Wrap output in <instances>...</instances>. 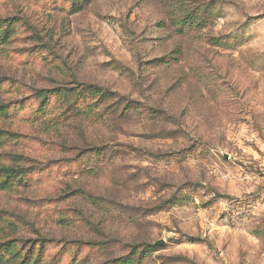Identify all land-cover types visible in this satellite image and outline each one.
Wrapping results in <instances>:
<instances>
[{
  "label": "rangeland",
  "instance_id": "1",
  "mask_svg": "<svg viewBox=\"0 0 264 264\" xmlns=\"http://www.w3.org/2000/svg\"><path fill=\"white\" fill-rule=\"evenodd\" d=\"M7 27L2 264H264V0H0Z\"/></svg>",
  "mask_w": 264,
  "mask_h": 264
},
{
  "label": "trees",
  "instance_id": "2",
  "mask_svg": "<svg viewBox=\"0 0 264 264\" xmlns=\"http://www.w3.org/2000/svg\"><path fill=\"white\" fill-rule=\"evenodd\" d=\"M191 23V22H189ZM10 29L4 28L1 30L0 34V44L3 45L6 43V41L9 40L11 35ZM1 111V108H0ZM23 168L14 169L12 167L0 165V175L4 177V182L2 183V187L6 188L8 185L13 183L14 181L22 180L23 177ZM37 246H34V245ZM35 244L29 248V252L33 254L32 257L28 258V256L24 255L22 258H20L19 254L15 255L12 258V261L14 264H39V258H40V251L42 250L43 244L41 242L35 241ZM148 251L155 252L158 250L156 245H148ZM16 250V242L14 241H8L4 244H0V264H2V256L4 253L12 254ZM105 264H140V260L136 259L133 260L131 256L127 257H119L116 259H113L111 261H107Z\"/></svg>",
  "mask_w": 264,
  "mask_h": 264
},
{
  "label": "water",
  "instance_id": "3",
  "mask_svg": "<svg viewBox=\"0 0 264 264\" xmlns=\"http://www.w3.org/2000/svg\"><path fill=\"white\" fill-rule=\"evenodd\" d=\"M162 244H163L162 241H158V242L154 243V245H156V246H160V245H162Z\"/></svg>",
  "mask_w": 264,
  "mask_h": 264
}]
</instances>
